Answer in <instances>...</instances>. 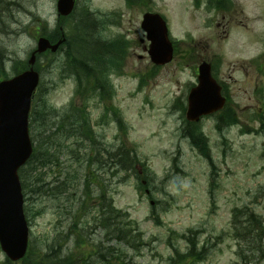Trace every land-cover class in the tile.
Returning a JSON list of instances; mask_svg holds the SVG:
<instances>
[{
  "label": "rangeland",
  "instance_id": "1",
  "mask_svg": "<svg viewBox=\"0 0 264 264\" xmlns=\"http://www.w3.org/2000/svg\"><path fill=\"white\" fill-rule=\"evenodd\" d=\"M220 2H224L222 8L217 0H144L132 6L126 0H77L67 30L78 26L85 11L98 18L90 34L96 42L102 37L112 50L101 56L92 54L90 63L105 59L104 75L97 74V84L88 87L75 74L64 72V52L37 60L39 103L44 107L46 101L55 110L46 125L36 123L30 129L36 144L56 130L61 111L66 109V118L72 120L82 109L97 136L96 151L101 148L105 154L126 146L138 156L131 168L136 173L111 175L108 167L98 172L116 206L127 210L144 233L140 251L124 252L128 264H264V236L261 248L245 246L233 228L236 208L254 212L264 225V121L254 113L264 105V0ZM146 12L160 13L167 20L177 48L168 64L156 66L150 60L149 41L141 28ZM66 26L58 19L57 0H0V80L17 75L18 65L28 68L40 34L54 40L53 32L58 34ZM203 61H217L239 124L231 121V108L221 119V115L202 119L199 130L187 124V98L197 84L196 69ZM259 88L263 93L256 95ZM191 137L196 138V148ZM199 140L211 147L212 174ZM74 141L66 140L65 147L53 144L49 155L55 156L50 162L36 166L33 177L27 174L25 211L30 241L40 252L57 233L68 251L74 252H88L85 247L102 238L97 230L76 247L78 232L73 229L68 236L70 211L78 204L72 195L81 192L84 175V169L73 173L78 165L69 161L68 150ZM68 173L74 174L75 182L57 200L48 189ZM144 180L147 188L142 185ZM37 186L40 189L33 191ZM87 213L85 217L83 211L75 215L76 220L92 217L91 211ZM246 217L239 212L238 221ZM189 237L198 242L196 249L205 246L206 252L182 261L179 257L191 246ZM0 264H9L1 247Z\"/></svg>",
  "mask_w": 264,
  "mask_h": 264
},
{
  "label": "trees",
  "instance_id": "2",
  "mask_svg": "<svg viewBox=\"0 0 264 264\" xmlns=\"http://www.w3.org/2000/svg\"><path fill=\"white\" fill-rule=\"evenodd\" d=\"M126 1L128 5L132 6L144 0ZM216 4L222 8L224 2L217 0ZM84 17L85 21L81 25L76 24L80 26L82 31H80L78 26L68 30V41L60 51L65 54L63 63L64 72L75 74L79 81L85 82L89 87L90 85L97 84L96 75H104L102 71L105 69V59H100L98 61L99 63L97 62L98 64L92 65L90 63V60H92L91 55L101 56L102 54L111 53L112 49L110 48L111 44L108 45V42L104 41L102 37L97 42L93 40L90 30L93 28L92 23L96 21V18L88 11L84 12ZM59 34L60 32L58 34L53 32V39L56 40ZM20 67L21 65L17 66L19 71L25 68L24 64L22 68ZM40 100V94H37L31 113V129L32 127H36V123L41 125L43 122L46 125V121L50 120V113L55 110L52 106L47 105L46 101H43L44 107H42V101L39 103ZM61 114L58 119L57 128L52 132V135H48L44 139L37 141L34 153L28 165L22 171L23 187L26 192H29L28 176L33 177L31 172L37 168L36 166H44L50 162V158L55 156L54 154L49 155V148L53 144H59V146L65 147L66 140L70 138L75 139L69 147L71 150H68L70 154L68 157L69 161L78 165L73 173L79 174L78 172L84 169V175L82 178L80 177L82 191L79 192L76 190V195H72L73 198H77L78 204L76 208H71L70 211L72 222L70 223L68 236L73 233V229L78 232L75 237L76 247L83 245L82 241L88 240V235L95 234L97 230H100L102 233V238H99L98 242H93L91 247H85L90 251L85 252L81 249L78 252H74L73 250L68 251L69 249L64 245L63 237L57 233L50 243L44 245L43 252H40L39 248L34 249L35 246L31 243L28 254L18 264H97L99 261L102 264H128L124 252L127 250L134 252L140 251L145 245L143 233L139 226L129 219L127 214L115 208L113 199L109 196L110 194L107 192L106 186L101 184L98 172L104 169L107 171L108 167V172L111 175H119L121 172H126L129 175V171L133 167V161H138L137 155L136 153L132 154L131 150L126 146L121 147L119 150H107L105 154H103L104 152L101 148H97L98 150L96 151L95 146L86 144V142L95 143L93 131L87 119L82 118L81 120L83 121L80 120L79 124L78 121L76 123L72 122L70 116L66 118V112ZM221 118L222 115L220 116ZM231 121H238V117L232 109ZM72 124L76 126L69 127ZM187 124L199 130V124L189 122ZM33 139L35 141L36 137L34 138L33 136ZM198 143L200 151L210 160L211 148L208 146L209 144L206 145L204 140H199ZM87 146L91 148L90 151L83 150L87 149ZM103 156H105V159ZM74 178H76L74 174L68 173L54 187L48 189V191L55 195V199L59 200V195L69 190L71 184L75 182ZM39 189L37 186V189H33V191ZM88 209L91 211L92 217L86 219V221L76 220L75 215L83 211L82 215L85 217ZM243 210H238V214L240 212V214L246 215L247 217L244 222L240 223L238 216H236V220L234 221L236 235L246 242L245 246L255 245L254 247L260 246L261 248V242L264 236L262 220L256 217L254 212H250L248 209ZM90 211L87 214H90ZM260 224L263 226V232L260 231ZM188 240L191 243V249L189 254H182V257H179L182 261L186 260L188 258L187 256L200 257L202 255L200 251L196 250L194 240L190 239V237ZM110 242L115 243V247L110 245ZM105 243L108 244L105 245ZM176 252L177 254L179 253L178 250ZM198 253L201 254L199 255ZM87 257H91V259L88 261L86 259ZM174 258L178 259V257ZM7 262L9 264H17V262H11L9 260Z\"/></svg>",
  "mask_w": 264,
  "mask_h": 264
},
{
  "label": "water",
  "instance_id": "3",
  "mask_svg": "<svg viewBox=\"0 0 264 264\" xmlns=\"http://www.w3.org/2000/svg\"><path fill=\"white\" fill-rule=\"evenodd\" d=\"M73 0H59V11L68 14ZM151 41L149 54L156 64L169 62L173 46L169 40L168 27L157 13H146L141 23ZM65 41L52 43L48 38L38 40V49L29 63L34 65L36 54L50 49L56 52ZM40 75L33 67L12 79L0 82V243L7 256L16 261L25 256L28 249L29 227L24 213V197L19 168L33 152L29 133V113L32 96ZM199 83L189 95L187 118L199 120L222 106L221 87L212 77L211 66H199Z\"/></svg>",
  "mask_w": 264,
  "mask_h": 264
},
{
  "label": "bare ground",
  "instance_id": "4",
  "mask_svg": "<svg viewBox=\"0 0 264 264\" xmlns=\"http://www.w3.org/2000/svg\"><path fill=\"white\" fill-rule=\"evenodd\" d=\"M92 26H93V28L95 27V24L94 23H92Z\"/></svg>",
  "mask_w": 264,
  "mask_h": 264
}]
</instances>
